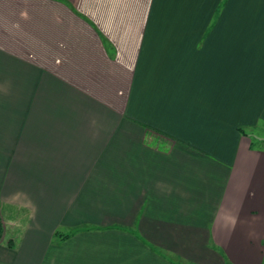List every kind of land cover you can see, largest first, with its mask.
I'll use <instances>...</instances> for the list:
<instances>
[{"label":"crops","instance_id":"0c3cea01","mask_svg":"<svg viewBox=\"0 0 264 264\" xmlns=\"http://www.w3.org/2000/svg\"><path fill=\"white\" fill-rule=\"evenodd\" d=\"M260 124L264 0H0V264H264Z\"/></svg>","mask_w":264,"mask_h":264},{"label":"rangeland","instance_id":"374dc122","mask_svg":"<svg viewBox=\"0 0 264 264\" xmlns=\"http://www.w3.org/2000/svg\"><path fill=\"white\" fill-rule=\"evenodd\" d=\"M240 127L243 128L244 133H246L247 136L250 137V139H252V141L254 142V146L255 147L264 148V131H262L261 124L257 125V126H254V127H251V126H248V125H241ZM18 220L20 222V225L23 226L25 224V220H24L23 216L19 217ZM17 230H21V229L18 228V229H16L14 231L15 237L18 236L17 235ZM59 230H60V232L58 231L56 233H61L62 235H65V234H70V233L74 232L76 229H74L73 227H70L68 229L67 228H61ZM57 238L61 239L60 236H57V234H56V237H54L52 239L54 243L56 242Z\"/></svg>","mask_w":264,"mask_h":264},{"label":"trees","instance_id":"16d2710c","mask_svg":"<svg viewBox=\"0 0 264 264\" xmlns=\"http://www.w3.org/2000/svg\"><path fill=\"white\" fill-rule=\"evenodd\" d=\"M239 131L242 133V134H245L247 135L246 133H244V130L243 128L239 127ZM4 231H5V228H4V222H3V218H2V215H1V211H0V241L2 240L3 236H4ZM57 236H60L61 239L65 240L67 239L68 237H70L71 235L70 234H65V235H62L61 233H56ZM14 241L12 239H9L7 240V245L9 247H13L14 246Z\"/></svg>","mask_w":264,"mask_h":264}]
</instances>
